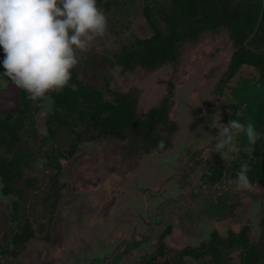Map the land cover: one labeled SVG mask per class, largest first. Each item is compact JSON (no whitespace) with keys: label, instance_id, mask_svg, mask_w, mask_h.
I'll return each instance as SVG.
<instances>
[{"label":"flooded vegetation","instance_id":"flooded-vegetation-1","mask_svg":"<svg viewBox=\"0 0 264 264\" xmlns=\"http://www.w3.org/2000/svg\"><path fill=\"white\" fill-rule=\"evenodd\" d=\"M261 8L249 32L218 29L189 90L176 75L114 90L106 71H148L117 64L122 49L78 52L69 85L40 101L0 83V264H264V140L241 134L224 158L206 147L219 113L264 132ZM243 163L250 193L234 187Z\"/></svg>","mask_w":264,"mask_h":264},{"label":"clouds","instance_id":"clouds-1","mask_svg":"<svg viewBox=\"0 0 264 264\" xmlns=\"http://www.w3.org/2000/svg\"><path fill=\"white\" fill-rule=\"evenodd\" d=\"M107 26L97 0H0V50L4 54L0 83L11 81L32 101L62 90L78 64L77 53L86 52L96 38L104 37ZM214 125L218 135L206 145L208 154L215 151L224 158L238 153L236 140L241 134L250 146L264 140V132L251 122L232 119L225 125L219 113L218 118L212 115ZM159 147H164L163 141ZM249 170L247 163L241 164L234 184L246 193L253 188Z\"/></svg>","mask_w":264,"mask_h":264},{"label":"trees","instance_id":"trees-1","mask_svg":"<svg viewBox=\"0 0 264 264\" xmlns=\"http://www.w3.org/2000/svg\"><path fill=\"white\" fill-rule=\"evenodd\" d=\"M260 7L261 0H145L143 19L151 34L136 38L114 59L125 67L136 62L148 71L156 69L173 61L183 43L197 41L202 33L219 28L235 35L251 31Z\"/></svg>","mask_w":264,"mask_h":264},{"label":"rangeland","instance_id":"rangeland-1","mask_svg":"<svg viewBox=\"0 0 264 264\" xmlns=\"http://www.w3.org/2000/svg\"><path fill=\"white\" fill-rule=\"evenodd\" d=\"M100 1L102 2V4H105L107 2L113 3L112 5H110L108 14L106 15L109 25L107 26L108 31L105 35L110 39L102 41H97L95 39L88 49L89 52H96L98 54H104L106 56L112 52H119L123 47L131 45V43L136 38L147 37L151 34L150 28L143 19L144 17L142 9L145 0ZM110 23L113 24V27ZM220 34L221 30H217L215 33L208 32L203 35L201 34L199 39L195 42L183 43L180 49L181 62L179 63L183 64V68H178L174 73V70L170 65H164L161 68L155 69L153 71H142L141 69H136V71L126 74L129 76V78L127 79L124 78L125 73L120 72L119 69L115 68L112 71H106V80L109 81V84L113 82L112 86L114 90L122 91L127 85L128 80L131 83L140 82L141 84L154 87L155 85H161L162 82H166L172 77L174 78L173 75H176L174 80L175 82H178L177 84L179 87L181 86V90H189V88L195 86L194 83H196V81L199 80V78H201L204 73V70L201 71L200 68L196 69L197 65H202L201 60L199 59V61H197V58L204 55V53H202V50L208 44V42L215 43ZM1 54H3L2 50H0V55ZM190 59H193L194 61H190ZM203 61H205V59H203ZM114 84L118 87L115 88ZM248 91L250 92V89H248ZM160 92L162 95L163 90L160 89ZM245 94L246 88L240 89V91H237V93L235 94V97L239 98V100H244ZM151 97L153 96L149 95L148 99ZM148 105L149 103L147 102V106ZM250 108H257V106H252ZM101 144L104 143H98V146ZM143 166L144 165H142V168H144ZM127 182L131 185L130 181ZM138 205L139 204H137V206ZM140 251L141 250H136V253L134 255L136 258L140 256Z\"/></svg>","mask_w":264,"mask_h":264},{"label":"water","instance_id":"water-1","mask_svg":"<svg viewBox=\"0 0 264 264\" xmlns=\"http://www.w3.org/2000/svg\"><path fill=\"white\" fill-rule=\"evenodd\" d=\"M263 6H264V0H262L261 13H262ZM260 16H261V14H260ZM5 79H7V78H5ZM5 82L8 83V84L4 88H2L1 90H5L4 92H9V95L6 94V96L8 97L11 94V92L9 90H11V89L18 90V89L11 83V81H9V82L5 81ZM12 96H13V94H12Z\"/></svg>","mask_w":264,"mask_h":264}]
</instances>
